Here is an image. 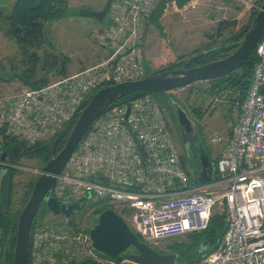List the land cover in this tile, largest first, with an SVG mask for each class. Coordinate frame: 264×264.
Masks as SVG:
<instances>
[{
	"label": "built area",
	"instance_id": "built-area-1",
	"mask_svg": "<svg viewBox=\"0 0 264 264\" xmlns=\"http://www.w3.org/2000/svg\"><path fill=\"white\" fill-rule=\"evenodd\" d=\"M229 1L250 12L261 6V0ZM157 2L111 0L93 35L105 52L100 61L39 87L21 85L0 94V128L35 143L61 129L107 79L145 76L144 37ZM168 6L179 10L173 1ZM256 52L231 134L210 136L221 144L217 179L192 183L195 169L174 141L164 106L146 93L113 102L95 118L57 176L54 197L79 203L85 213L107 205L149 245L204 232L214 215H222L218 244L195 264H264V30ZM29 247L28 264H115L92 247L86 215L75 223L52 216L31 234Z\"/></svg>",
	"mask_w": 264,
	"mask_h": 264
},
{
	"label": "trees",
	"instance_id": "trees-1",
	"mask_svg": "<svg viewBox=\"0 0 264 264\" xmlns=\"http://www.w3.org/2000/svg\"><path fill=\"white\" fill-rule=\"evenodd\" d=\"M68 10L69 0H14L10 12L4 13L0 10V32L4 37L14 41L21 54L19 61L16 63H10V72L5 71L6 68L4 65H1L0 62V78L2 80L9 82L18 81L24 86L34 88L48 83L49 80L47 75L49 73L54 72L60 77L69 74L68 68L70 59L63 56L61 53H55L53 51L55 49L54 46L50 47L47 44L43 34V30H45L47 34V25L49 21L59 19L66 15ZM255 14L256 11H251L248 20L242 24L238 30L223 38L220 42L216 41L217 38L211 39L203 48L194 50L183 60L154 70H148L146 75L166 69L171 70L177 67L179 68L183 65L199 66L227 56L239 46L240 41L246 33ZM100 24L102 23H99V25ZM234 24L235 21L228 22L225 20L219 22L216 33L213 35L216 34V36H220L224 26H231ZM213 35H210V37L212 38ZM43 47L48 49V51L44 49L40 53L39 51ZM183 56L184 55H181L180 58ZM257 59L258 57L255 46L242 66L222 77L206 80L205 85L199 87L197 91L200 95L206 98L212 100L219 98V100H223V103L229 112L236 110V112L239 113L240 106L244 101L246 90L250 83L252 68ZM192 91L193 88H190V92ZM146 93L153 95L160 104L164 106L170 117V122L172 123L173 120H175V117L170 105V99H177L170 94V92H135L119 98L113 104L127 102ZM90 97L82 104L79 111L87 104ZM192 111L200 119L205 114V111H202L200 106L192 107ZM78 114L79 112H77L71 120L66 122L62 128L56 131L53 135L35 143H28L24 140H20L15 136L7 134L3 128H0V170H4L0 186V264H2L3 258H5V264H14L13 250L18 216L26 204L38 176V173L35 174V176L34 174L32 176L26 175L25 171L20 168L22 159L38 160L42 167L52 156V142L59 135L61 130L66 127V132L61 135L56 145V153L63 147ZM68 123L69 126L67 127ZM231 132L232 130L229 131L230 134ZM2 152L6 153L4 160L1 159ZM216 158L217 157L213 160L211 159L214 166L216 164ZM214 179H217L216 175H214ZM191 180L195 185L201 184L197 181L194 175L191 177ZM99 205L104 204H98L97 206ZM97 206L94 209L96 214L100 213L105 208H108L107 205H104L99 209ZM48 214L49 216L44 219ZM54 215L55 214H52L46 205L42 203L33 219L30 236L37 226L42 225L47 219H50ZM75 219L74 214L69 217V220L72 223H75ZM207 232H210L213 237L214 241L212 246L203 253H198L195 248V257L185 258L186 264L197 263L206 253H209L216 247L224 232V217L222 215H214L211 218L208 228L204 232H201L202 234L200 235H204ZM10 234L11 237L8 240V235ZM195 238L196 240L199 239V237ZM139 239L142 240L140 237ZM182 245H184V242H175L170 246L171 249L169 251L160 253H177L178 262L176 264H179L181 262V257L183 256L181 251ZM128 251H133V248H130ZM29 252L30 247L28 253ZM104 257L114 261L115 264H123L122 260L125 258L123 254L118 255L116 258H110L106 255H104ZM72 264L96 263L90 260H85L81 262H73Z\"/></svg>",
	"mask_w": 264,
	"mask_h": 264
},
{
	"label": "rangeland",
	"instance_id": "rangeland-1",
	"mask_svg": "<svg viewBox=\"0 0 264 264\" xmlns=\"http://www.w3.org/2000/svg\"><path fill=\"white\" fill-rule=\"evenodd\" d=\"M13 2L14 0H0V10L4 13L10 12ZM105 2L106 0H69L68 13L59 19L48 22L47 36L55 48L53 51L70 59L69 73L94 64L105 55L104 50L100 49L96 40L93 39L94 30L99 26V23L93 17L83 16L79 13L81 8L98 10ZM249 14L250 11L236 8V5L229 0H193L179 10L168 6L163 15L158 20L151 21L147 28L144 37L146 68L154 70L177 63L194 50L203 48L211 39L217 38L216 41L220 42L238 30L248 20ZM225 20L228 22L235 21V24L224 26L220 36L213 35L216 33L219 22ZM210 35L213 37L211 38ZM44 49L48 51L43 47L39 52L41 53ZM181 55L184 56L180 58ZM20 58L21 54L14 41L4 37L0 32V62L6 68L5 71L10 72V63H16ZM47 76L49 81L60 78L54 72ZM205 83L206 80L196 81L185 87L169 91L178 102H185L191 110L192 107L200 106L201 110L205 111L201 119L193 113L190 115V118L198 126L201 138L197 146H186L189 147L190 151L186 150L182 143L177 122L173 120L171 123L173 138L178 144L181 154L184 153L185 157L188 153L191 154L197 169H199L197 151L203 149L213 160L221 144L211 143L210 136L213 133L229 134L238 119L236 110L229 112L223 100H219V98L212 100L199 94L197 89L204 86ZM21 85L18 81L9 82L0 78V94L11 93ZM190 88H193L192 92H190ZM20 168L25 171L26 175L32 176L34 174L35 176L41 168V163L34 159H22ZM102 206L104 205H99L97 208H102ZM83 215H86V225L90 229L97 221V214L94 211L85 213L81 208L78 213L74 214V217L80 220ZM48 216L49 214L44 219ZM196 234L199 233L175 235L159 240L156 245H150L157 251L164 252L169 251L173 243L184 242L181 247L183 256L181 255L179 264H186L185 258H192L196 255L195 248L198 245V239L195 238ZM122 263L137 264L127 258H124Z\"/></svg>",
	"mask_w": 264,
	"mask_h": 264
},
{
	"label": "water",
	"instance_id": "water-1",
	"mask_svg": "<svg viewBox=\"0 0 264 264\" xmlns=\"http://www.w3.org/2000/svg\"><path fill=\"white\" fill-rule=\"evenodd\" d=\"M111 0H106L100 10L81 8L80 15L93 17L98 23H103ZM174 3L176 8L182 9L193 0H158L154 9L148 16V26L151 21L158 20L166 9V2ZM237 8V6H236ZM264 30V0H261L260 9L253 16L250 25L240 41L239 46L227 56L199 66L166 70L148 74L142 78L119 83H112L107 79L105 85L95 91L87 104L79 111L75 123L72 126L63 147L56 153V145L62 134L66 132L64 127L51 144L52 156L39 169L38 176L33 185L31 194L22 208L18 220L13 250L14 264H28V249L30 241V229L39 206L44 203L52 214H60L70 217L78 213L80 204L77 202L61 203L53 195V189L57 176L65 166L70 154L87 131L88 127L110 104L119 98L135 92L154 91L167 92L182 88L196 81L209 80L222 77L243 65L251 50L256 46ZM44 38L50 47H53L46 31L43 30ZM146 58L144 64L146 67ZM146 68V72H148ZM172 112L177 122L179 132L191 135L198 134V126L190 118L185 108L177 100L170 99ZM69 126V123L67 127ZM186 147V145H184ZM189 150V147H186ZM199 169H195V176L199 183L211 182L215 175V166L208 154L203 150L198 151ZM6 153L2 152L4 160ZM190 160L191 154L186 155ZM4 170H0V186ZM11 234L8 235V240ZM89 237L92 247L99 253L110 258L124 255L130 261L137 264H176L178 254L175 252L160 253L149 244L140 240L138 235L128 226L123 218L112 208H105L97 214L96 223L89 229ZM213 237L207 232L198 239L197 252L203 253L213 244ZM133 248V251H128ZM6 253V250H5ZM5 264V258L2 260Z\"/></svg>",
	"mask_w": 264,
	"mask_h": 264
},
{
	"label": "flooded vegetation",
	"instance_id": "flooded-vegetation-1",
	"mask_svg": "<svg viewBox=\"0 0 264 264\" xmlns=\"http://www.w3.org/2000/svg\"><path fill=\"white\" fill-rule=\"evenodd\" d=\"M103 7V6H102ZM101 7V8H102ZM100 8V9H101ZM100 9H98V10H100ZM190 67H194V66H190V65H186V66H184V68H190ZM178 68V67H177ZM175 69V68H174ZM167 70V69H166ZM166 70H163V71H166ZM169 70V69H168ZM158 72H162V71H158ZM153 73H157V72H153ZM194 83V82H193ZM193 83H191V84H193ZM178 103H180V102H178ZM184 108H185V110L187 111V113H188V115L190 116L192 113H193V111L189 108V107H187V105H186V103L185 102H183V103H180ZM194 114V113H193ZM180 134H181V140H182V143H183V145H194L195 146V144L196 145H198V143H199V137H198V134H196V133H192L191 135H187V134H185V133H182V132H180ZM38 173V172H37ZM203 235H200V233L199 234H197L196 235V237H202Z\"/></svg>",
	"mask_w": 264,
	"mask_h": 264
},
{
	"label": "crops",
	"instance_id": "crops-1",
	"mask_svg": "<svg viewBox=\"0 0 264 264\" xmlns=\"http://www.w3.org/2000/svg\"><path fill=\"white\" fill-rule=\"evenodd\" d=\"M227 135H230V133L229 134H227ZM187 146V145H186ZM195 146H197L196 144H195ZM218 149H220V148H218ZM217 149V151L219 152V150ZM218 152H217V154H215V157H217L218 156ZM183 157H185V155H184V153H183ZM214 157V158H215ZM193 165H194V167L196 168V166H195V164L193 163V158H192V156H191V158H190V160H189ZM197 169V168H196Z\"/></svg>",
	"mask_w": 264,
	"mask_h": 264
}]
</instances>
